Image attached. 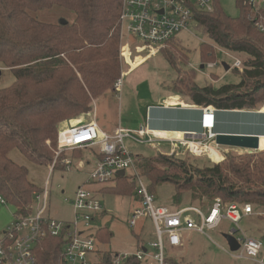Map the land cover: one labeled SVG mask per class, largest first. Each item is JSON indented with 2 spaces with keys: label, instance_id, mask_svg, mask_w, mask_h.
Instances as JSON below:
<instances>
[{
  "label": "trees",
  "instance_id": "16d2710c",
  "mask_svg": "<svg viewBox=\"0 0 264 264\" xmlns=\"http://www.w3.org/2000/svg\"><path fill=\"white\" fill-rule=\"evenodd\" d=\"M123 2L0 0V65L10 69L16 79L12 86L0 90V197L14 208L16 217L31 215L43 187L29 180V169L16 163L11 153L19 151L31 164L49 166L55 156L49 142H56L60 125L87 117L93 101L117 91ZM235 4L240 12L237 18L228 16L218 0H213L212 12L193 6L192 24L223 50L246 56L242 69L234 68L241 76L239 83L202 87L194 77H181L180 63L188 65L189 58L179 55L175 38L167 44L178 74L174 92L204 107L203 111L264 106V31L255 22L264 24V8L257 11L251 0H235ZM54 9L72 12L74 21L48 23L34 16ZM200 51L202 63L216 62L213 46L202 44ZM74 153L83 156L81 151ZM64 160L59 157L54 172L59 168L65 171L61 166ZM137 168L147 178L152 195L162 185L174 188L171 207H180L183 197L191 193L192 201L202 208L203 200L213 204L219 198L226 205L251 204L255 212H264V151L228 155L223 163L205 166L175 154H158L139 160ZM129 179L118 177L115 186L102 192L136 195V183ZM112 237L109 227L99 229L103 248H98L101 258L95 264H114L117 253L108 247ZM64 244L62 237L48 236L40 241L35 250L38 264H63ZM138 245L139 251L144 248L139 237ZM148 263L149 259L140 261L133 256L121 264ZM166 263L180 264L168 257Z\"/></svg>",
  "mask_w": 264,
  "mask_h": 264
},
{
  "label": "built area",
  "instance_id": "2783aa9c",
  "mask_svg": "<svg viewBox=\"0 0 264 264\" xmlns=\"http://www.w3.org/2000/svg\"><path fill=\"white\" fill-rule=\"evenodd\" d=\"M251 3L259 11L257 4L264 5V0H251ZM193 6L201 11L212 12L213 0H124L121 34L139 41L143 45L137 49L140 53L150 50V55L156 54L179 33L189 29L194 22ZM255 22L256 27L264 31V24L260 21ZM125 55L122 54L124 57ZM234 68L242 69V62L236 60ZM121 84L122 81L119 82L118 88ZM203 122H206V119ZM206 127L204 136L181 137L177 144L184 147L191 146L192 143L202 146L204 141L215 140L217 135L211 127ZM137 135L145 138H138L132 131L124 129H118L113 134L106 133L95 118L88 122L80 120L76 124L66 125L59 132L56 142H49L55 150L56 157L50 167V177L31 207V215L17 216L11 227L0 234V264H38L36 247L48 236L63 238L65 242L63 264L97 263L101 258L98 252L100 245L98 231L104 227L101 221L110 213L96 192L89 187L94 184L103 188L110 187L116 183L122 171L125 172V176L130 171L129 178L137 186L135 200L139 202V206L134 209L129 224L134 228L139 220L150 218L155 226L157 241L150 245L153 252L141 249L136 253L117 254L114 264H121L133 256L140 261L149 259L148 264H167L166 249L181 247L185 233L195 232L208 236V232L218 229L226 221L235 227L226 234L234 237L239 249L232 251L230 248V251L229 249L225 251L235 260H250L264 264V240L250 238L240 228L244 218L252 216L264 218V212H255L251 204L241 207L226 205L219 198L211 204L207 212L198 208L174 211L165 206H158L155 196L148 188V182L137 170L136 159L125 144L126 140H132L139 144L153 145L154 140L148 134L147 127H142ZM93 149L96 152L90 153V158L79 161V164L71 159L63 161L66 171L71 169L84 171L88 168V180L70 198L62 190L64 202L73 209V221L53 219L50 216L49 205L50 180L59 157L64 152H88ZM0 201L7 204L1 197ZM102 214L106 216L99 220ZM192 214L196 216L193 217Z\"/></svg>",
  "mask_w": 264,
  "mask_h": 264
},
{
  "label": "rangeland",
  "instance_id": "374dc122",
  "mask_svg": "<svg viewBox=\"0 0 264 264\" xmlns=\"http://www.w3.org/2000/svg\"><path fill=\"white\" fill-rule=\"evenodd\" d=\"M218 2L220 7L228 16L237 18L240 15V12L236 7L235 0H218ZM262 8H264V5L258 3L257 9L260 10ZM34 16L38 20L48 23H57L61 20L73 22L75 19V15L72 12L58 9H54L51 11H40L35 13ZM120 37V81H122L123 86L122 84L121 86L124 88L121 92H107L106 94H104V96L93 101V107L94 104H96L97 121L102 129H112L116 126L121 125L125 130L130 129V131L135 133L138 138L144 139L145 137H139L137 135L138 131H135V128H138L140 126L144 128L145 122L143 121V117L138 108V93L136 92L134 87H132V81L137 77H142L139 81V83H141L143 77H148L149 80L154 79L158 82H161L162 87H164V91L169 92L176 73L165 59L166 56L169 57V48L167 47V45L164 49H162V53L165 54V57L163 54H159L158 56L152 57L151 60L146 65H144V62H141L143 60L142 57L147 56V54L151 53V51L148 50L145 51V53L139 54V51L137 50L139 45H141L139 41L126 35L122 36V34L120 35ZM175 44L180 49L179 55H187L189 58L188 65L180 63L179 68L182 71L181 77H194L195 82L202 87L206 85L222 86L225 84H237L240 82L241 76L238 73L234 72V63L236 60H240L243 67L246 56L240 55L238 53H232L218 47L208 38V36H206L202 29L196 27V24H191L188 30L179 33L175 38ZM202 44H209L214 47L216 55L215 63L201 62L202 57L200 47ZM129 52L132 53L134 58L135 56H138L137 65H135V62L133 63L132 60H130ZM123 53L126 54L125 57L122 56ZM224 63L231 67L230 71H226L225 67L223 66ZM127 65H131L132 71L135 70L137 72H135L134 74L130 73L124 78V74L127 71ZM202 65L204 66V69L201 68ZM15 81L16 79L12 71L0 65V90L12 86ZM119 82L116 85V90L121 88H118ZM151 85L153 88L156 84L152 82ZM142 91L145 92V90ZM162 99L166 100L167 102H173L170 99V96L166 97V99ZM93 111L94 110L92 109L91 112ZM216 115V110H202V120L206 119V122L202 121V127H204L205 123L206 126L211 127L212 130H214L216 128ZM91 116H93V113H90L87 117H84L80 120L88 122ZM65 122H72V124H76L75 120ZM205 127L201 131H178L173 133L163 130V132H156V136H151L149 133L148 134L152 138L161 139H170L172 136V138L177 137V139H181V137L185 136L192 138L194 136L200 135L201 137L205 134H201L202 131H206ZM63 128L64 127H61L59 132ZM217 134L219 133H216L215 135ZM251 136H257L260 138L259 152L261 150H264V135H261V132L257 129L255 131V134ZM125 144L128 151L132 153L133 157L136 159V163L143 158L154 157L158 154L172 155L173 153H175V156L180 159H188L190 157L187 156V152L184 149L187 146L182 147L179 144H177V149L175 148V145L166 143L152 145L139 144L132 140H126ZM191 145L194 146L195 144L192 143ZM50 146L53 154L55 155V159V150L54 148H52V145ZM200 147L207 148L208 152L205 153V157L208 158V162L204 161V158H198L194 160L191 159L192 157H190L188 159L192 163H197L198 161V164L200 166H205L207 163L208 165L223 163L225 162L228 155L243 156L252 153H258V151L251 152L245 149L218 146L216 144V139L204 141L203 145ZM81 152H83V156L75 155L74 151L64 152L62 156L66 159H77L78 161H85L87 158H90L89 152ZM10 156L16 163L23 165L29 169V180L32 183L41 188L45 186L47 179L50 177V167L53 163L49 166L33 165L28 162L19 151L12 152ZM61 166L62 169L65 170V167L63 168L62 164ZM59 170L61 169L59 168ZM59 170L57 169L53 173L50 180V216L58 221L71 222L73 221L74 217L73 209L70 205L64 202L62 190L65 191V194L68 198L72 197L76 190L88 180V168L84 171H75L71 169L69 171L65 170L64 172H62ZM137 170L145 179V181H147V178L139 171L138 168ZM130 174V171H128V179ZM114 185H116V183ZM58 186H61L62 189ZM102 188L103 187H100L97 184L90 185L89 187V189L96 192V195H98V198L102 201L104 207L110 213L103 221H101L102 224L109 227L110 231L113 233V237L110 239V244L108 246L110 250L117 254L136 253L139 251L138 237L146 247H149V244L151 245L152 243L157 241L155 226L150 218L139 220L137 226L134 228L129 224L134 209L139 206V202L135 200V194L131 197L109 195L107 193H103L101 190ZM173 195L174 188L172 186L162 185L158 187L155 195L156 204L158 206H168L172 208L171 199ZM193 203L199 204L197 201L193 202L191 193H188L183 197V201L180 207H185ZM203 203L206 206L205 210H203L204 212H207L211 207V202L206 199L203 200ZM175 209L176 208H174V210ZM36 211L37 209H35V212ZM192 216L195 217L196 215L192 214ZM15 220L16 215L14 208L9 204H5L0 201V234L7 231L8 228L11 227V225L15 222ZM233 228L235 227H233L232 224L226 221L222 224V226L216 229L217 231L214 230L212 232H208V236L201 235L195 232L188 233L186 244H184L182 248H167L166 257L175 259L176 261L180 262V264H258L250 260H235L228 252H226L228 251V249L230 251V246L225 236L227 235L226 233H228ZM240 228L244 233H246L248 237L259 240L264 235V218L256 216L244 218L240 224ZM100 245L99 247L103 248V246Z\"/></svg>",
  "mask_w": 264,
  "mask_h": 264
},
{
  "label": "crops",
  "instance_id": "0c3cea01",
  "mask_svg": "<svg viewBox=\"0 0 264 264\" xmlns=\"http://www.w3.org/2000/svg\"><path fill=\"white\" fill-rule=\"evenodd\" d=\"M142 47L143 45L141 44L139 45L138 49ZM142 53H145V52H142ZM142 53L139 52V54H142ZM159 54H163L165 57V54L162 53V50H161L157 52L156 54H151V55L150 53L147 54V56L142 57L143 60L141 62H144V65H146L151 60L152 57L158 56ZM132 57H133L132 53L129 52L130 60H132L133 63L135 62V65H137L138 56H135V58L134 57L132 58ZM165 59L167 60L169 65H171L170 67L173 70H175L171 64L169 57L166 56ZM135 72L137 71L135 70L132 71L131 65L129 66L127 65V71L124 74V78L130 73L134 74ZM175 73H176V76L173 79L172 87L169 90V92L164 91V87H162L161 82H158L157 80H154V79L149 80L148 77H143L141 83H139V81L142 77H137L132 81V87H134V89L138 93L137 103H138L139 111L143 117V121L145 122V127H147V132L151 136H156V132H163V130L174 133L178 131L180 132L201 131L204 128L202 127V121H203L202 120V110L204 107L196 106L195 104H193V102L189 98H186L174 92V85H175V82H177V78H178V74L176 70H175ZM152 82L156 84L155 87L153 88L151 85ZM122 86H123V83H122ZM122 86L116 92H121L124 88ZM142 90H145V92H143ZM168 96H170V99L174 103L171 101L167 102L166 100L162 99V98L166 99V97ZM93 110L94 111L91 112V114L93 113V116H91L89 120H91L92 118H95L97 120L96 104H94ZM216 114H217L216 115V128L213 130L215 134L219 133V134H229V135L232 134V135L251 136V135H254L255 131L258 129L261 132V135H264V106L259 109H255V110H218L217 109ZM78 121L79 119L75 120L76 123H78ZM72 122L62 123L59 127V130L61 127H66V125H72ZM122 127L123 126L119 125L112 129L107 128L106 130L102 129L101 127L100 128L106 133L113 134L118 129H124ZM141 128L142 126L135 128V131L136 130L139 131ZM128 130L130 131V129ZM204 132L205 131H202L201 133H204ZM172 137L170 138L171 140L153 138L154 140L153 145L159 144V143L160 144L161 143L173 144L175 145V148L177 149L178 146L176 145L179 139H177V137L176 138H172ZM184 149L187 152V156L192 157L191 159L195 160L198 158H204L205 159L204 161L208 160V158L205 157V153L208 152L207 148L200 147L199 145L198 146L194 145L192 147H185ZM261 151H264V150H261ZM88 152L95 153L96 151L95 149H93L92 151H88ZM72 161L76 162V164H79V161L77 159H74ZM111 187L112 185L107 188H111ZM103 189H106V188H102L101 190ZM205 207L202 208L201 206H199V204L193 203L185 207H172L173 209L170 207L168 208H170L171 210H174V208H176L175 210L186 209V208H198L201 210L203 209L205 210ZM188 233H193V232L185 233L183 245L177 248H182L184 244H186ZM143 246H144L143 249H145L146 251L150 253L152 252L150 248V244H149V247H146L145 245ZM177 248H168V249H177Z\"/></svg>",
  "mask_w": 264,
  "mask_h": 264
},
{
  "label": "water",
  "instance_id": "95a60500",
  "mask_svg": "<svg viewBox=\"0 0 264 264\" xmlns=\"http://www.w3.org/2000/svg\"><path fill=\"white\" fill-rule=\"evenodd\" d=\"M61 23L67 24V21L61 20ZM223 66L225 67L226 71L230 70V67L227 66V64L224 63ZM203 68L204 67L202 66V69ZM216 144L218 146L245 149L251 152L260 150V138L257 136L219 134L216 137ZM124 174L125 173L123 171L119 173L120 176H123ZM225 238L232 251H236L239 249L238 243L232 236L226 235Z\"/></svg>",
  "mask_w": 264,
  "mask_h": 264
},
{
  "label": "bare ground",
  "instance_id": "6f19581e",
  "mask_svg": "<svg viewBox=\"0 0 264 264\" xmlns=\"http://www.w3.org/2000/svg\"><path fill=\"white\" fill-rule=\"evenodd\" d=\"M205 109H206V108H205ZM79 121H80V119H79ZM123 172H124V171H123ZM120 173H121V172H120ZM124 173H125V172H124ZM119 177H126V176H125V174H124L123 176H120V175H119ZM232 237H233V236H232ZM233 238H234V237H233ZM150 248H151V246H150ZM151 250H152V248H151ZM152 252H153V250H152Z\"/></svg>",
  "mask_w": 264,
  "mask_h": 264
}]
</instances>
